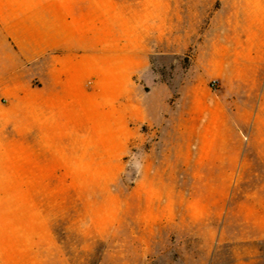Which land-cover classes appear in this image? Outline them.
<instances>
[{
    "label": "rangeland",
    "instance_id": "1",
    "mask_svg": "<svg viewBox=\"0 0 264 264\" xmlns=\"http://www.w3.org/2000/svg\"><path fill=\"white\" fill-rule=\"evenodd\" d=\"M133 1L134 57L111 46L92 54L91 99L71 88V99L48 102L40 122L39 105L23 103L28 124L17 117V134L0 132V264H131V248L121 246L130 233L141 240L139 256H162L154 264H185L192 253L199 264H264V71L262 85L223 102L229 129L199 166V0ZM139 57L150 59L143 77L131 71ZM208 87L227 90L216 80ZM156 88L172 94V127L188 116L187 134L173 128L165 150L161 135L135 133L132 120L134 106H148L143 92Z\"/></svg>",
    "mask_w": 264,
    "mask_h": 264
},
{
    "label": "crops",
    "instance_id": "2",
    "mask_svg": "<svg viewBox=\"0 0 264 264\" xmlns=\"http://www.w3.org/2000/svg\"><path fill=\"white\" fill-rule=\"evenodd\" d=\"M136 4L133 0L126 4L123 0H0V132L9 129L8 136L12 132L17 134L13 125L17 117L24 126L28 124L29 118L20 111L23 103L39 105L41 111L33 115H38L40 122L47 117L44 107H51L48 102L71 99V88L78 87V99H91L84 78L91 76L92 54L108 55L111 46L117 57L129 53L134 57L135 50H139L138 25L134 22L139 21L140 10ZM211 7L215 9L210 11ZM208 12H211L209 23L203 30L202 21ZM142 60L139 57L132 61L133 76L143 77L150 68V59ZM123 64L116 68H122ZM196 64L199 166H202L205 153L213 151L214 145L221 142V133L229 129V114L223 103L228 95H235L238 88L262 85L258 72L264 71V0H199ZM97 78L100 81V75ZM214 80L227 89L225 94L209 89V82ZM142 95L148 106L142 107L140 103L134 106V131L138 133L141 127H146L149 135L158 133L163 137L159 148L165 150V136L172 134L173 128H178L177 133L183 130L187 134L188 116L186 113L179 116V125L172 127L171 111L166 109L171 92L156 88ZM129 227L121 225L118 230H134ZM151 227L152 235L156 236V226ZM128 236L131 239L126 235V240L121 241L122 247L131 248V255L124 262H161V255L139 256L134 246H140L141 240L131 233ZM147 240L153 242L155 238ZM185 264H199V256L186 255Z\"/></svg>",
    "mask_w": 264,
    "mask_h": 264
}]
</instances>
